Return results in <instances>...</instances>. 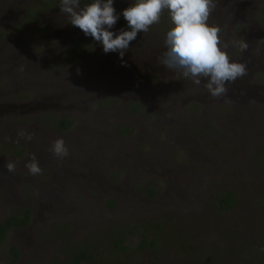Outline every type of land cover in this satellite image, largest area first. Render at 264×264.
Masks as SVG:
<instances>
[{"label":"rangeland","instance_id":"374dc122","mask_svg":"<svg viewBox=\"0 0 264 264\" xmlns=\"http://www.w3.org/2000/svg\"><path fill=\"white\" fill-rule=\"evenodd\" d=\"M134 2L114 0L110 31L131 30L122 13ZM214 2L209 23L247 65L215 99L159 62L167 11L121 60L60 0H0V222L31 214L7 233L0 264H68L82 250L83 264H226L218 254L243 246L264 258V0ZM33 154L39 175L25 167ZM226 192L235 204L220 212Z\"/></svg>","mask_w":264,"mask_h":264},{"label":"clouds","instance_id":"9594fccd","mask_svg":"<svg viewBox=\"0 0 264 264\" xmlns=\"http://www.w3.org/2000/svg\"><path fill=\"white\" fill-rule=\"evenodd\" d=\"M113 3L114 0H92L81 7L80 0H60V11L67 14L70 24L102 44L104 53L118 52L121 60L138 33H147L167 11L173 27L166 33L167 51L159 62L169 70L182 71L196 86L203 85L214 99L226 95L227 86L247 74L246 64L230 59L220 27L209 23L216 7L214 0H135L122 13L131 30L121 29L118 35L109 30L120 18ZM240 47L247 50L248 44L241 43ZM18 136L32 139L24 131ZM51 150L60 158L69 154L63 138L55 140ZM25 167L32 175L42 173L34 154ZM5 168L14 173L16 164L8 161Z\"/></svg>","mask_w":264,"mask_h":264},{"label":"trees","instance_id":"16d2710c","mask_svg":"<svg viewBox=\"0 0 264 264\" xmlns=\"http://www.w3.org/2000/svg\"><path fill=\"white\" fill-rule=\"evenodd\" d=\"M85 3H91L92 0H82ZM54 124H57V127L60 131H64L69 126V121L66 119L55 120ZM19 155L20 153L17 152ZM235 204L234 193L226 192L224 193L217 201L216 206L220 212L229 211ZM31 214L30 210L26 209L20 214H13L7 217L5 220L0 222V245L5 240L7 233L14 228H25L30 222ZM158 228V225L156 226ZM154 240H150V245L155 246ZM122 251H126L127 247L120 246ZM246 247L243 246L242 249H232L228 253L223 251L221 254H218L219 259H223L228 262L226 264H264V258L262 253L259 252H250V250H245ZM14 253L16 254L14 248ZM187 252V251H186ZM87 258V254L84 250L75 252L68 264H83ZM226 258V259H224ZM261 258V259H260ZM195 263L201 264V259H195ZM186 264V262H185ZM224 264V263H222Z\"/></svg>","mask_w":264,"mask_h":264}]
</instances>
